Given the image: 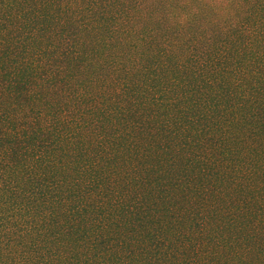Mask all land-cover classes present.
<instances>
[{"label": "trees", "instance_id": "trees-1", "mask_svg": "<svg viewBox=\"0 0 264 264\" xmlns=\"http://www.w3.org/2000/svg\"><path fill=\"white\" fill-rule=\"evenodd\" d=\"M0 264H264V0H0Z\"/></svg>", "mask_w": 264, "mask_h": 264}]
</instances>
